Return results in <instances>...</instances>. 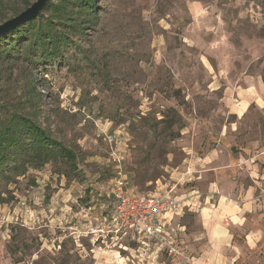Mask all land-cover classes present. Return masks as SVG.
<instances>
[{"label":"rangeland","instance_id":"rangeland-1","mask_svg":"<svg viewBox=\"0 0 264 264\" xmlns=\"http://www.w3.org/2000/svg\"><path fill=\"white\" fill-rule=\"evenodd\" d=\"M35 1L0 0V24ZM97 4V20L70 33L60 62L0 61V104L36 114L78 164L0 175V264H150L128 238L112 247L96 231L118 166L135 192L175 188L194 201L198 155L221 138L234 149L264 146V0ZM173 110L180 122L169 130L162 119ZM191 208L179 220L188 233L200 230ZM173 242L181 259L162 250L161 261L185 264Z\"/></svg>","mask_w":264,"mask_h":264},{"label":"crops","instance_id":"crops-1","mask_svg":"<svg viewBox=\"0 0 264 264\" xmlns=\"http://www.w3.org/2000/svg\"><path fill=\"white\" fill-rule=\"evenodd\" d=\"M193 161L201 166L195 177L203 179L201 195L194 201L178 196L180 207L165 215L169 238L188 253L185 264L259 262L264 258V146L234 149L221 138ZM244 175L251 181L248 185L243 183ZM191 204L200 230L188 233L179 220ZM106 214V210L101 212L102 219ZM132 249L140 260L147 255L150 264H169L161 261L163 251L157 244H136Z\"/></svg>","mask_w":264,"mask_h":264},{"label":"trees","instance_id":"trees-1","mask_svg":"<svg viewBox=\"0 0 264 264\" xmlns=\"http://www.w3.org/2000/svg\"><path fill=\"white\" fill-rule=\"evenodd\" d=\"M97 8V0H48L37 17L0 35V61L21 53L34 68L60 62L74 45L70 33L86 34L87 27L98 18ZM43 11L48 14L43 15ZM162 120H167L169 130L180 122L176 110ZM52 162L65 163L67 173L78 168L75 150L43 126L36 114L23 111L18 104L2 102L0 175L12 179L13 174H24L29 167L41 168Z\"/></svg>","mask_w":264,"mask_h":264},{"label":"built area","instance_id":"built-area-1","mask_svg":"<svg viewBox=\"0 0 264 264\" xmlns=\"http://www.w3.org/2000/svg\"><path fill=\"white\" fill-rule=\"evenodd\" d=\"M118 166L117 175L108 190L107 214L103 217V226L97 228L103 242L113 246H125L121 239L128 238L135 244H157L172 258L181 259L177 245L170 240L165 215L180 207L175 188L159 193L135 192L128 186V180ZM102 195H99V198ZM102 202L104 200L99 199ZM146 253V252H145Z\"/></svg>","mask_w":264,"mask_h":264},{"label":"water","instance_id":"water-1","mask_svg":"<svg viewBox=\"0 0 264 264\" xmlns=\"http://www.w3.org/2000/svg\"><path fill=\"white\" fill-rule=\"evenodd\" d=\"M47 2L48 0H36L32 5L22 11L20 14L0 24V35L16 28L17 26L32 18L37 17L38 14L43 10Z\"/></svg>","mask_w":264,"mask_h":264}]
</instances>
